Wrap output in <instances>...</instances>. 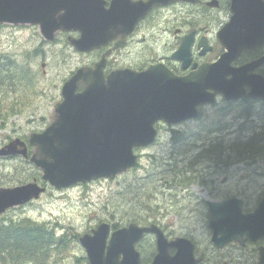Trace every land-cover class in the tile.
<instances>
[{
  "label": "water",
  "instance_id": "obj_1",
  "mask_svg": "<svg viewBox=\"0 0 264 264\" xmlns=\"http://www.w3.org/2000/svg\"><path fill=\"white\" fill-rule=\"evenodd\" d=\"M160 1L143 3L135 21ZM171 1L163 0L164 4ZM102 3L99 0H0V24H37L47 41H52L57 31H78L79 38L69 37L68 41L76 50L89 52L113 39L111 28L97 19L104 22L110 17L117 23L129 17L125 15L122 0H111L107 12ZM231 10L234 16L218 33L226 52L211 65L209 76L200 81L173 76L160 79L163 76L151 69L141 74L130 72L132 75L114 71L103 79L102 61L94 69H78L61 88L62 102L55 105L54 121L43 133L29 136L28 143L35 146L30 160L42 169V179L57 189L102 177L113 179L135 167L137 157L133 148L154 142V124L158 120L175 124L193 118L196 107L213 103L217 93L227 100L264 99V81L251 77L247 70L262 59L233 72L229 69V63L241 53L264 44V3L232 0ZM218 73L232 74L231 80L221 79ZM79 84L82 91L76 92ZM244 85L250 86L249 93H244ZM18 154L26 156V148L18 139L0 149V156ZM43 191L35 182L0 189V214L38 198ZM210 211L214 234L222 227L215 218H224L232 235L246 233L252 241L264 236V200L253 213L246 215H242L241 202L237 200L210 204ZM146 233L157 238L159 255L153 264H168L162 259L168 249L167 241L154 224L138 227L131 223L109 236V225L102 223L92 235L79 238V242L85 248L89 264H140L135 245Z\"/></svg>",
  "mask_w": 264,
  "mask_h": 264
},
{
  "label": "rangeland",
  "instance_id": "obj_2",
  "mask_svg": "<svg viewBox=\"0 0 264 264\" xmlns=\"http://www.w3.org/2000/svg\"><path fill=\"white\" fill-rule=\"evenodd\" d=\"M37 48L40 49L37 58H33V54L27 55ZM0 58L10 59L16 63H25L28 59L37 79L32 91L25 90L27 97L22 101L14 98L19 92L12 93L7 98L8 101L16 102L21 113L14 118L8 117L6 120L10 118L11 124L8 123L7 128L0 129L2 145L13 138L27 137L32 132H40L52 121L53 104L60 99L63 81L75 66L85 59L67 45L65 37L60 36L55 43L47 44L39 37L38 30L30 28L22 30L2 28ZM63 59L65 62H62ZM43 62L45 67L41 68L40 64ZM34 90L35 94L32 93ZM226 106L232 110L225 115L215 116L213 110L205 112L207 118L220 117L219 120L199 119L197 123H185L175 127L177 141L174 143L171 141L170 128L162 126L158 139L152 146L135 150L140 155V166L137 169L134 168L115 179H101L60 191L47 185L46 192L38 201L11 209L1 218L16 222L29 218L45 223L46 229L51 230L45 235L46 244L56 242L57 246L53 250L57 253L67 249L70 243L72 246L70 255L57 264H87L83 259L77 260L72 257L73 254L77 258H86L84 250L74 238V233L79 235L87 233L100 221L121 225L126 223L125 219L128 223L149 212L165 228L179 230L183 228V224H196V221L207 217V209L205 206H195V199L203 203L206 196L209 201H213V198L195 183L190 186L191 195L188 198L183 190L186 186H178L173 181L172 160L193 159L203 148V144L206 147L218 143L228 146L235 140L240 144L250 142L252 138L251 152L255 154L253 158L255 159L260 146L264 144V116L260 113H264V102L254 101ZM245 108L250 111L249 116L240 115ZM29 152H32L31 148ZM234 154L236 153L230 155ZM24 160L21 158L11 161L0 160V186H16L33 178L40 182L41 171L28 159ZM178 166H183V163L179 162ZM236 166L241 169L240 174H245L246 170L254 174L262 170L260 159L255 161L252 167L243 168L241 163ZM199 168L198 165L196 170ZM197 176L199 179L203 178L199 172ZM258 197L257 194L249 195L244 212L253 210L256 205L254 201ZM152 220L153 218H150L148 221ZM180 220L191 222L183 223ZM55 229L56 235L62 233L59 238H53ZM65 232L70 234L64 235Z\"/></svg>",
  "mask_w": 264,
  "mask_h": 264
},
{
  "label": "flooded vegetation",
  "instance_id": "obj_3",
  "mask_svg": "<svg viewBox=\"0 0 264 264\" xmlns=\"http://www.w3.org/2000/svg\"><path fill=\"white\" fill-rule=\"evenodd\" d=\"M105 1L107 6L109 0ZM143 1L146 0H128L127 3L128 6L135 8L137 3ZM231 4L232 0H183L165 7H156L140 20L130 33H127L126 29L129 21L122 19L116 23L118 35L105 47L81 54L85 61L80 63L78 68L82 66L94 68L95 64L103 59L104 76L113 70L130 69L141 72L158 63L165 65L177 75H183L188 73L193 65L215 63L223 53L217 33L234 16ZM127 14L130 15L131 12L128 11ZM189 37L192 38L189 50L190 63L187 69H183L181 61L175 59L173 55L181 41ZM116 45L118 48H114ZM206 49L208 50L204 51ZM258 59H264V45L252 53H243L230 65L236 68ZM252 74L264 80V63L256 67ZM245 89L249 90L248 87ZM216 100L218 103L222 102L220 96ZM254 101L257 100L242 98L234 102ZM199 117L200 115L195 120ZM7 126L8 124L5 128ZM235 142L236 140L233 143ZM230 147L233 149V145ZM230 154H223L222 151L221 155L199 158L196 161V166L201 163L202 173L206 176L204 185L200 188L211 195L212 202L221 203L229 199H238L243 207L249 201L251 193L257 194L259 197L254 201L257 205L264 198V144L261 147L262 170L259 173L254 174L246 170L245 174H240L241 169L236 165L241 163L243 168L252 167L253 161ZM191 185L185 180L186 187L183 190L187 195L191 194ZM195 200V206L206 207V218L196 221V224H183V228L179 230L162 227L169 243L162 258L166 263L258 264L262 258L264 264V236L252 241L245 233L232 235L223 228H218V233L213 234L207 196L203 203ZM137 249L140 252L141 264H153L158 256V246L153 235L143 237Z\"/></svg>",
  "mask_w": 264,
  "mask_h": 264
},
{
  "label": "trees",
  "instance_id": "obj_4",
  "mask_svg": "<svg viewBox=\"0 0 264 264\" xmlns=\"http://www.w3.org/2000/svg\"><path fill=\"white\" fill-rule=\"evenodd\" d=\"M1 61L2 59H0ZM15 67L26 68L25 66L17 67L14 65L13 68ZM13 68L0 64V96L8 94V90L12 89L13 92H19L14 98L22 101L27 97L25 90L32 91L37 80L20 70L17 73H12L10 69ZM15 74H18V77ZM15 113L18 111L14 108V101L5 100L0 103V119H5ZM0 129L3 127L0 126ZM173 139L175 140V137ZM204 154L213 155L214 152L208 150ZM176 169L172 165L171 170ZM150 218L155 219L148 212L138 216L133 221H146ZM125 221L127 220L125 219ZM43 228V225H38L30 220L0 224V264H44L48 255L49 259L45 264H50L54 258L64 255L66 250L58 253L53 250L57 246L56 242L46 244L45 235L48 234L44 232ZM53 238H57L56 235H53Z\"/></svg>",
  "mask_w": 264,
  "mask_h": 264
},
{
  "label": "bare ground",
  "instance_id": "obj_5",
  "mask_svg": "<svg viewBox=\"0 0 264 264\" xmlns=\"http://www.w3.org/2000/svg\"><path fill=\"white\" fill-rule=\"evenodd\" d=\"M111 30H113V28ZM224 216H225V214L222 215V217H224ZM215 221H219L222 225L221 228L225 229L228 232V234L232 232L231 230L226 229V225H225L226 221L224 220V218H215Z\"/></svg>",
  "mask_w": 264,
  "mask_h": 264
}]
</instances>
